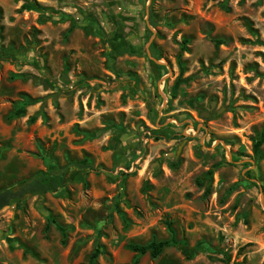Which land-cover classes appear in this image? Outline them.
Returning <instances> with one entry per match:
<instances>
[{
    "label": "rangeland",
    "instance_id": "obj_1",
    "mask_svg": "<svg viewBox=\"0 0 264 264\" xmlns=\"http://www.w3.org/2000/svg\"><path fill=\"white\" fill-rule=\"evenodd\" d=\"M0 51V187L63 171L0 264H264V0H0Z\"/></svg>",
    "mask_w": 264,
    "mask_h": 264
},
{
    "label": "trees",
    "instance_id": "obj_2",
    "mask_svg": "<svg viewBox=\"0 0 264 264\" xmlns=\"http://www.w3.org/2000/svg\"><path fill=\"white\" fill-rule=\"evenodd\" d=\"M38 5V4H37ZM6 53L0 51V58H5ZM38 81V80H37ZM29 96H24L22 100V106L17 110L19 113L24 112V106L36 102ZM264 142V136H261L259 140L254 144L253 150L258 153L259 146ZM211 169L206 170L202 175L196 178V184L200 187H204V194H208L210 190V184L205 186L204 179L206 175H211ZM63 180V171H50V172H37L27 178H22L19 181L0 187V210L6 206L18 205L25 201L30 196L43 195L46 193L56 192ZM54 223V221H53ZM165 225L170 232V236L162 240H152L145 244H127V247L139 254L149 252L152 258H156L166 247L179 244V240L174 236L170 221H166ZM55 226L63 233V228L55 224ZM48 227V223L46 225ZM97 256L96 252H93L90 256L92 260ZM233 264H242V262H234Z\"/></svg>",
    "mask_w": 264,
    "mask_h": 264
},
{
    "label": "water",
    "instance_id": "obj_3",
    "mask_svg": "<svg viewBox=\"0 0 264 264\" xmlns=\"http://www.w3.org/2000/svg\"><path fill=\"white\" fill-rule=\"evenodd\" d=\"M215 104H216V103H215L214 101L211 102V104H210V110H213ZM218 112H219V110H217V113H218ZM200 116H201L202 118H206V117L209 116V112H208V111H201V112H200Z\"/></svg>",
    "mask_w": 264,
    "mask_h": 264
}]
</instances>
